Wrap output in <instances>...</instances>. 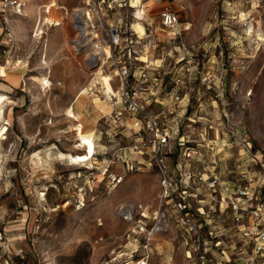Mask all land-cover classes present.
<instances>
[{"label": "rangeland", "instance_id": "374dc122", "mask_svg": "<svg viewBox=\"0 0 264 264\" xmlns=\"http://www.w3.org/2000/svg\"><path fill=\"white\" fill-rule=\"evenodd\" d=\"M53 1L57 5L50 10ZM144 2L146 15L139 16ZM144 2L110 12L109 23L123 19L130 30L135 21L144 28L148 21L159 45L150 57L155 66L162 64L158 70L167 90L174 77L184 78L181 86L189 101L180 136L191 140L198 154L182 160L181 148L169 164L176 170L218 166L224 178L233 180L248 139L259 156L252 169L264 174V0ZM83 8L93 9L86 0H29L27 15L10 19L11 45L5 44L6 24L0 17V66L9 74L0 75V96L5 95L0 105V264H199L192 235L183 228L171 225L150 234L163 191L156 167L148 163L121 183L115 181L125 168L120 148L140 138L129 115L123 123L111 121L105 116L108 104L95 103L100 94L88 92L93 84L101 90L102 82L103 88L117 91L122 81L111 62L99 70L102 63L92 60L100 39L93 40L91 50L77 52L74 40L81 31L74 13ZM165 8L179 15L178 28L162 25ZM92 18L97 27L104 25L99 15ZM100 36L111 50L106 34ZM97 72L99 78L92 80ZM79 96L88 100L81 107L84 113L73 109ZM72 113L83 128L75 130ZM228 125H236V139L220 149ZM82 134L94 140V151L79 149ZM127 154L131 161L143 159L131 149ZM70 155L87 160L71 164ZM126 203L135 205L132 221L119 213ZM199 205H205L210 219L195 214ZM192 212L204 232L223 234L207 240L215 242L211 264L250 263L254 250L230 213L220 210L219 215L207 202H194Z\"/></svg>", "mask_w": 264, "mask_h": 264}, {"label": "built area", "instance_id": "2783aa9c", "mask_svg": "<svg viewBox=\"0 0 264 264\" xmlns=\"http://www.w3.org/2000/svg\"><path fill=\"white\" fill-rule=\"evenodd\" d=\"M135 1L142 3L147 0H86V6L93 9L88 11L84 8L85 10L80 13L87 16L88 20L81 22L74 20L77 32L81 31V40H74L77 52L86 47L91 50L94 43L92 41L100 39V43L95 45L97 52L93 54L92 60L98 65L111 62L114 75H120L123 80V85L117 91L107 92L105 98L112 105V112L105 116L115 123H123L124 117L129 115L132 128L140 138L132 147L120 148L121 151H125V168L115 176V181L121 183L127 173L141 170L149 163L157 168L163 188L161 204L154 215V226L150 234L177 225L183 228L187 235H192L191 240L198 252L199 264H211V246L215 242L208 243L207 240H214V237L223 234H214L212 230L206 233L201 229L195 214L205 215V218L209 219L212 217L206 212L205 205H199L195 214L192 212L194 202H207L211 210L219 211V215L220 210L222 213L231 214L235 228L254 250L249 264H264V174H258L252 169V163L259 158L252 151L253 143L251 140H244L245 156L243 154L238 176L233 180L224 178L222 173L217 171L218 166L213 171L186 165L176 170L169 164L170 158L175 157L181 148L182 160H195L198 154L194 147L189 146L192 141L185 140L184 135L180 136V126L183 123V114L187 111L189 98L186 102L182 90L184 87L181 86L184 78L180 74L174 77L175 83L170 90L164 85V77L158 70L162 64L155 66L150 57L151 53L157 51L159 45L148 21L143 34L132 26L129 30L127 22L123 19H119L116 24L109 23L110 12L117 8L126 6L139 8L140 3L138 7H134ZM145 5L146 2L143 3V8L141 7L142 15H146ZM28 6L29 0H0V17L6 24L4 27L6 45L13 42L10 31L11 17L27 15ZM77 12L79 11L76 10L75 16L78 15ZM95 14L103 19L105 26L97 27L94 24L92 16ZM160 19L162 25L169 30L178 28L180 24L179 15L171 8H165L160 13ZM88 21L91 24H88ZM79 23L85 27L84 30ZM93 30L97 33H93ZM99 32L105 33L111 43L108 56L103 52L104 44L107 42L102 36L99 37ZM178 33L181 34L180 30ZM141 41L144 42L142 45ZM158 103L161 105L159 109L151 108ZM233 127L236 125L227 126L229 134L220 141V149L229 148L236 139ZM128 149L142 155V161L129 160ZM145 155L150 158L149 162L146 157L144 158ZM262 166L264 167V164Z\"/></svg>", "mask_w": 264, "mask_h": 264}, {"label": "bare ground", "instance_id": "6f19581e", "mask_svg": "<svg viewBox=\"0 0 264 264\" xmlns=\"http://www.w3.org/2000/svg\"><path fill=\"white\" fill-rule=\"evenodd\" d=\"M134 3V7H138V1H135V2H133ZM55 5H57V3L56 2H51V4H49L48 5V7L50 8V10H51V8L53 7V6H55ZM47 7V8H48ZM85 9L83 8V9H79V10H77V11H79V12H77V16H75L74 15V19H75V21L77 22H81V21H86V20H88V17L87 16H84V15H82L80 12H83ZM139 11V16H142V10H138ZM90 16V15H89ZM46 21L48 22L49 21V19L48 18H46ZM51 24H53L52 22H50ZM57 25L58 24H60V23H56ZM79 25L81 26L82 24L81 23H79ZM79 27V26H78ZM82 28H83V30H84V28L85 27H83V25L81 26ZM134 28H135V30H137L138 32H140V34H143L144 33V27H143V25H142V23L140 22V21H135V23H134ZM92 42H94V41H92ZM103 52H105V54H106V56H108V55H110V49L108 48V47H106V48H104V50H103ZM89 54L90 55H92V52L90 53L89 52ZM144 60H146V57H144ZM159 61V60H158ZM46 62L47 61H45V64H46ZM104 66H107V65H105V63H102L101 64V66L98 68L99 70L101 69H103V67ZM96 75H95V77L92 79V80H94L95 78H96V76L98 75V78H99V73L97 72V73H95ZM0 75H1V77H5V78H7L9 75H8V73H7V70H6V67H4V66H0ZM118 78H120L121 79V81H122V84H121V86L123 85V80H122V77L120 76V75H118L117 76ZM35 81H36V79H35ZM99 82L100 81H97V83L99 84ZM43 84H45L46 85V87H50L51 86V84H52V82L50 81V80H44L43 79V82H42ZM103 83V86H104V82H102ZM38 84V83H37ZM103 86H102V88H101V90H98V89H95L96 87H97V85L96 84H93L92 86H91V88H89V90H88V92H89V94L91 95V96H93V95H95L96 93H99L100 95V97H96V98H94L93 100H94V102L95 103H99V102H101L100 100H101V98L103 99V100H105V101H107L106 100V98H105V96H106V94H107V92L109 91L108 90V88H103ZM120 86V87H121ZM45 87V88H46ZM88 88V87H87ZM87 88L86 89H84V91L85 90H87ZM111 92V91H110ZM3 98H5V95H1L0 96V105L2 104V101H1V99H3ZM110 104V103H109ZM110 106H111V111H110V113L112 112V105L110 104ZM109 113V114H110ZM71 117L74 119V120H77V118H76V115L74 114V113H72L71 114ZM82 127V123H80V122H78L76 125H75V130H78L79 128H81ZM5 130H6V128H5ZM5 132H2V135L4 134ZM81 139H82V141L81 142H79V149L80 150H85V151H87V152H91V151H94L95 149H96V146H95V142H94V140L92 139V138H87L85 135H81ZM67 159H69V160H71V164H76V165H78V164H80V162H83V161H85V160H87V156H82V155H70ZM127 206V207H126ZM125 208H127V209H125ZM135 208V205H134V203H131L130 205L129 204H123V205H121L120 207H119V213H123L124 215L125 214H127L128 216L126 217L125 216V218H128V220H130V221H132L133 219H134V213L132 212L133 211V209Z\"/></svg>", "mask_w": 264, "mask_h": 264}, {"label": "crops", "instance_id": "0c3cea01", "mask_svg": "<svg viewBox=\"0 0 264 264\" xmlns=\"http://www.w3.org/2000/svg\"><path fill=\"white\" fill-rule=\"evenodd\" d=\"M9 75V74H8ZM5 78V77H4ZM84 91V90H83ZM86 91V90H85ZM81 97L82 96H79L78 98H77V100L75 101V103L74 104H76V106H74L73 107V109H74V112L76 111L77 113H84L82 110H81V107L83 106V107H85L86 106V104H88V100L87 99H85V98H82L81 99ZM93 97V96H92ZM100 97V96H99ZM81 99V100H80ZM92 101V100H91ZM101 102H99V103H107L108 104V107H110L109 108V112L108 113H110V111H111V106H110V104H109V102L108 101H105V100H103L102 98H101V100H100ZM93 105H94V102H93ZM72 109V110H73ZM75 112V113H76ZM101 117H99V118H97V120H96V123L99 121V119H100ZM77 122H80L79 120H76ZM81 123V122H80ZM83 125V124H82ZM82 128H83V126H82Z\"/></svg>", "mask_w": 264, "mask_h": 264}]
</instances>
